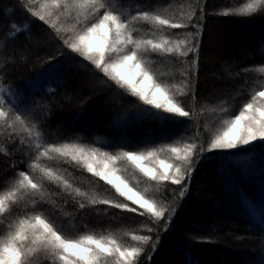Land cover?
<instances>
[{"label":"trees","instance_id":"16d2710c","mask_svg":"<svg viewBox=\"0 0 264 264\" xmlns=\"http://www.w3.org/2000/svg\"><path fill=\"white\" fill-rule=\"evenodd\" d=\"M111 2L118 11L134 13L139 5L141 10L169 18L192 10L198 15L203 6L205 17L195 72L199 103L192 116L193 121H198V131L203 137L208 138L214 130H222V121L237 115L253 92L264 87V72L261 71L264 69V12L247 13L246 5L253 0ZM15 3V7H0V83L27 93L28 107L33 111L28 119L40 121L39 127L44 133L42 142L80 143L112 152L142 151L173 143L182 134L187 137L197 131L195 127L150 117L133 120L135 97L118 95L119 90L113 91L115 85L82 57L70 53L54 30L28 17L18 0ZM224 12L230 15L225 16ZM11 23H16L20 29L16 36L10 35ZM136 26L139 31L134 35L156 40L162 37L183 40L192 31L187 28L161 32L144 22ZM39 27L49 35L43 44L38 43L34 48L30 44ZM61 52L64 55H60ZM69 55L73 59L69 60ZM146 58L158 79L179 87L181 72L188 71L193 54L183 57L148 53ZM50 69L55 70L52 82L38 90L32 89L37 79ZM182 99L186 107L191 105L189 98ZM201 108L205 110L201 112ZM221 108L226 111H220ZM45 114L46 122L41 119ZM251 147V151L240 149L208 154L196 165L182 201H174L173 193L165 191L166 188L178 190V185L161 184L157 191L154 183L147 178L142 181L140 177L131 184L140 190L147 188L150 195H163L168 203L179 205L169 230L151 233L152 243L144 246L138 264H264V144L258 142ZM28 162L29 157L22 155L7 135L0 132V191L11 186L17 169L27 170ZM41 163L60 171L82 191L115 195L110 185L97 182V178L75 164L43 158ZM13 164L17 167L13 168ZM44 185L46 198L55 204L49 203L42 210H46L45 214L66 235L78 237L87 231L113 232L122 243L131 246L136 244L130 238L132 234H148L142 231V225L147 222L145 217L121 213L117 209H108L107 214L94 210L77 212L72 198L61 186L48 181H44ZM253 207L259 208V214L253 213ZM31 211L32 205L25 198L13 207L11 214L0 217L4 220L0 232L6 234L8 223ZM64 213H73L71 224L67 223ZM156 236L160 239L156 251L152 252ZM193 236L198 239L193 240ZM201 237L204 239L200 240ZM149 253L151 260H148Z\"/></svg>","mask_w":264,"mask_h":264},{"label":"snow or ice","instance_id":"6c2138e0","mask_svg":"<svg viewBox=\"0 0 264 264\" xmlns=\"http://www.w3.org/2000/svg\"><path fill=\"white\" fill-rule=\"evenodd\" d=\"M18 2L28 17L42 21L54 30L70 53L82 57L111 81L115 85L113 91L119 90L121 97L130 95L136 98L137 103L132 105L135 109L131 113L133 120L150 117L157 121L195 127L197 131L187 136L186 140L182 134L183 142L180 144H165L144 151L121 149L112 152L99 147H85L80 143H44L40 121L28 119L33 111L28 107L27 93L0 83V132L7 135L22 155L29 157L27 170L17 169L11 186L6 191H0V217L11 214L13 207L25 198L32 205L31 213L25 212L8 223L6 234L0 232V264H42L43 261L49 264H138L144 246L152 243L151 233L168 231L179 205L168 203L163 195H150L147 188L140 190L131 185L123 176L126 169L118 167V163H130L148 182L156 185L157 191H160L161 184L180 186L178 190L166 188L165 191L173 193L174 201H182L196 165L208 154L240 149L251 151V146L257 142L264 144V87L253 92L237 115L222 121V130H214L210 138H205L198 131V121L192 119L199 103L195 72L198 69L200 36L205 17L203 6L199 8L198 15L197 11L192 10L169 18L141 10L139 5L134 13L118 11L113 8L111 0ZM246 11L264 12V0H253L246 5ZM223 15L230 13L224 12ZM139 22L150 23L161 32L187 28L192 31L183 40L138 37L134 33L139 31L136 26ZM10 28L13 30L10 33L12 36L20 32L16 23H11ZM148 53L178 54L183 57L193 54L188 71L181 72L179 87L157 78L146 58ZM68 59L73 57L69 55ZM261 71L264 72V69ZM146 82H151L147 88L143 86ZM183 97L189 98L191 105L186 107ZM204 110L200 109L201 112ZM220 111L226 109L221 108ZM41 119L46 122L47 114ZM42 158L75 164L97 178V182L110 185L115 195L82 191L60 171L41 163ZM12 167L17 166L13 164ZM36 173L39 175H34ZM44 181L61 186L62 191L72 198V206L77 212L94 210L107 214L108 209H117L121 213L145 217L147 222L142 225V231L148 234H132L130 238L136 244L131 246L122 243L113 232L96 234L87 231L78 237L66 235L45 214L46 210H42L49 203L55 204V201L46 198ZM102 205L107 207L101 208ZM64 215L68 217L67 223L71 224L73 213ZM3 223L4 220H0V224ZM159 239L156 236L157 243L152 245V252L156 251ZM192 239L198 238L193 236ZM148 260H151V253Z\"/></svg>","mask_w":264,"mask_h":264},{"label":"rangeland","instance_id":"374dc122","mask_svg":"<svg viewBox=\"0 0 264 264\" xmlns=\"http://www.w3.org/2000/svg\"><path fill=\"white\" fill-rule=\"evenodd\" d=\"M0 2L2 3L0 7H8V6H12L15 7L16 3L15 0H0ZM141 25V22L138 23V25ZM48 35L49 33L46 32V30H43L41 27H39L33 34V39L31 40V44L30 46L34 47L39 43V44H43L44 41H46L48 39ZM35 50V49H34ZM34 50L32 52H34ZM14 64L19 65V63L15 62ZM55 76V70L50 69L49 71H47L46 73H44L43 75H41L40 78L37 79L36 83H34L31 88L34 90H38L40 88H42L45 84H48L49 82H52L53 78ZM145 88L150 86V82H146L143 85ZM211 135L208 137L210 138ZM184 139L186 140L187 137H184ZM183 141L181 140V138L177 141H174L173 143H168V144H180ZM258 143V142H257ZM161 146V145H160ZM160 146H156V147H160ZM156 147H148L146 149H150V148H156ZM143 149L142 151L146 150ZM118 167H121L122 169H126V171L123 172V176L125 178H127L130 182V184H134L137 180L138 177H140L142 181H145L144 179L146 177H144L142 174H140L138 172V170L134 169L130 163L127 162H119L118 163ZM253 213L255 214H259V208H252Z\"/></svg>","mask_w":264,"mask_h":264}]
</instances>
